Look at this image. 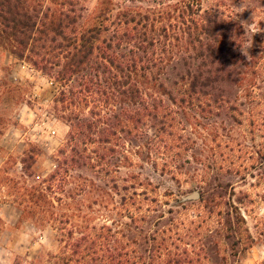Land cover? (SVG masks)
Returning a JSON list of instances; mask_svg holds the SVG:
<instances>
[{"label":"rangeland","instance_id":"374dc122","mask_svg":"<svg viewBox=\"0 0 264 264\" xmlns=\"http://www.w3.org/2000/svg\"><path fill=\"white\" fill-rule=\"evenodd\" d=\"M81 4L87 17L97 9L108 10L112 19L128 11L138 20L148 17L154 29L147 34L162 44L150 47L154 76L179 66V57L184 56L182 42L180 48L164 45V28L169 29V39L175 22L181 26L179 16L187 18L193 12L199 21L216 11L232 32L215 39L214 47L220 54L217 64L235 70L227 96L237 110L213 108L210 113L176 105L177 127L165 134L146 126L138 139L105 145L94 142L99 135L93 132L92 141L83 147L92 158L87 163L98 167L75 169L67 177L70 120L87 116L89 108L61 103L65 84L55 72L51 76L40 72L0 43V248L9 257L6 264H72L70 244L89 229L104 226L137 238L146 264H166V255L182 264H264V0H84ZM181 28L174 35H180L185 27ZM77 86L71 82L66 90ZM90 101L89 107L95 103ZM110 148L116 152L107 155L108 165L97 162L94 151L100 150L102 156ZM134 176L137 179L131 180ZM50 182L54 190L48 195L54 208L49 207L44 218L38 215L39 221L27 217L18 196L25 188L45 189ZM128 207L136 220L146 221L131 224ZM165 228L157 242L145 244L147 235ZM45 235L51 241L47 247L40 243ZM160 253L166 258H155Z\"/></svg>","mask_w":264,"mask_h":264},{"label":"trees","instance_id":"16d2710c","mask_svg":"<svg viewBox=\"0 0 264 264\" xmlns=\"http://www.w3.org/2000/svg\"><path fill=\"white\" fill-rule=\"evenodd\" d=\"M83 1L0 0V43L10 47L12 54L30 62L40 72L48 76L55 72L60 83L65 84L61 103L68 102L71 108L80 110L89 108L87 116L81 117L80 114L70 120L71 152L64 162L65 176L70 177V172L75 169L98 167L93 162V166L91 162L87 163L92 158L85 155L83 147L92 141L89 137L93 132L99 135V140L94 142L105 145L113 140L138 139L144 134L146 126L165 134L167 129L177 127L176 105L187 104L210 113L213 108H226L230 113L237 110L236 104L227 96L236 77L235 70L232 66L217 64L220 54L214 47L215 39L232 32L216 11L207 12L199 21L193 12L187 18L179 16L181 26L185 28L180 35H174L182 29L175 20L176 30L171 32L173 34L169 39V29L164 28V45L180 48L182 42L184 56H178L182 62L179 66L169 70L164 68L168 72L161 69L154 76L155 59L149 51L151 46L155 47L156 42L161 44V41L155 35L147 34L149 28H153L149 18L138 20L128 11L112 19L108 10L101 9L87 17V8L81 4ZM112 4L115 5L113 1ZM141 27L146 29L144 33ZM169 28L173 29L172 26ZM74 81L77 88L66 90L68 84ZM90 100L95 102L91 107ZM112 102L117 105L109 106ZM99 152L94 151L98 155L97 162L105 164L107 155L114 154L116 150L106 149L102 156ZM105 173L109 177L111 171ZM136 177H131V180ZM66 182V179L62 181L63 184ZM113 183L117 188V183ZM147 184L152 187L151 182ZM139 185L144 187L145 183L139 182ZM53 190L51 182L45 189H24L18 200L21 205H26L23 212L27 217L39 221L38 215L44 218L49 207L54 208L48 195ZM135 199L136 196L130 198L132 202ZM202 201L205 199L202 198ZM125 209L131 215V224L146 221L144 217L136 220L131 213L132 207ZM156 231L144 238L146 245L157 242L158 236L165 235L167 229ZM80 237L70 244L72 258H68V262L72 264H80L81 261L84 264H146L137 238L123 233L119 235L105 226L91 228ZM163 238L159 244L161 250L164 247ZM162 256L160 253L155 258ZM166 256L169 257L166 264H182L180 259Z\"/></svg>","mask_w":264,"mask_h":264},{"label":"clouds","instance_id":"9594fccd","mask_svg":"<svg viewBox=\"0 0 264 264\" xmlns=\"http://www.w3.org/2000/svg\"><path fill=\"white\" fill-rule=\"evenodd\" d=\"M40 243L47 247V246H50L51 241H49V239L45 235V236L41 237ZM4 252H5V249L0 248V264H6V261L9 259V257H7L4 254ZM13 264H14V262H13Z\"/></svg>","mask_w":264,"mask_h":264},{"label":"water","instance_id":"95a60500","mask_svg":"<svg viewBox=\"0 0 264 264\" xmlns=\"http://www.w3.org/2000/svg\"><path fill=\"white\" fill-rule=\"evenodd\" d=\"M197 197V195H194V197H191V198H196Z\"/></svg>","mask_w":264,"mask_h":264}]
</instances>
